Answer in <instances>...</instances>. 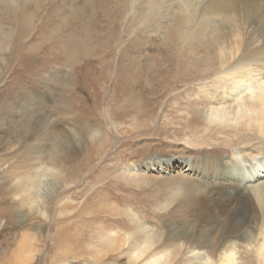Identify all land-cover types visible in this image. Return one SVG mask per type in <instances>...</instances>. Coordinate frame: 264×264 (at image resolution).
Segmentation results:
<instances>
[{
  "label": "rangeland",
  "instance_id": "1",
  "mask_svg": "<svg viewBox=\"0 0 264 264\" xmlns=\"http://www.w3.org/2000/svg\"><path fill=\"white\" fill-rule=\"evenodd\" d=\"M144 12L143 0H0V264H153L154 255L162 254L159 264H226L234 248L236 264H264L254 252L264 245V224L252 190L220 169L214 179L218 181L198 185L189 175L194 165L186 166L188 159L180 157L178 144L194 126L180 115V108L191 105L205 79L190 78L195 74L184 62H170L182 57L175 48L165 52L162 46L159 10L147 21ZM29 13L34 14L32 25L25 27L22 16ZM167 26H173L172 20ZM85 33L92 35L85 38ZM58 42L64 44L57 47ZM69 44L78 49L72 63ZM132 62L136 89L147 95L142 104L155 103L144 119H155L157 133L150 139L129 133L116 145L110 124L101 118L111 113L125 129L135 127L115 108L128 90ZM152 75L162 84L151 85ZM64 101L67 111L61 108ZM34 115L47 116L45 125L52 129L73 128L82 137L80 146H59L68 156L62 160L68 171L63 185L58 182L59 189L44 197L45 203L36 196L26 203L27 195L16 182L35 175V168L46 173L53 166L48 156L55 152L59 133L48 131L46 136V129L40 128L32 138L17 136L28 121L24 117L35 119ZM80 123L98 130L100 126L109 145L97 155L93 169L75 175L76 158H83L90 148ZM156 124L167 126L171 134L156 138ZM216 135L202 130L207 146L195 147L216 163H229L237 149L248 153L254 146L263 151V140L256 134L228 145ZM27 143L33 145L30 157L23 156ZM134 161L154 166L127 172ZM130 173L138 177L123 178ZM13 210L17 214L11 220ZM138 226L161 237L140 257L133 248L142 245L141 238L133 239ZM183 232L185 240L180 237ZM109 236L118 237L117 242L111 244ZM24 238L27 250L19 258L14 253ZM174 248L176 254L171 253Z\"/></svg>",
  "mask_w": 264,
  "mask_h": 264
},
{
  "label": "bare ground",
  "instance_id": "2",
  "mask_svg": "<svg viewBox=\"0 0 264 264\" xmlns=\"http://www.w3.org/2000/svg\"><path fill=\"white\" fill-rule=\"evenodd\" d=\"M140 1L133 0L134 3ZM143 4L145 5L144 21L153 16L155 10H159L161 14V18L159 17L161 22L160 38L163 39L162 46L165 52L175 48L178 56L182 57L181 59H171L170 62L177 64L184 62V65L188 66L195 74L194 76L190 75V78L205 79L203 84L197 88L191 105L180 108L179 112L180 115L189 117L194 123L193 128L189 129L188 135L178 144L180 157L188 159V162H185L186 166L194 165L195 167L189 175H194L198 185L218 181L214 179L218 178L217 172L219 169L222 170L224 176L234 175L243 187L252 190L254 202L259 207L261 223L264 224V147L262 148L263 151L252 148L254 146L249 147L248 153H244L242 149L234 150L229 163L224 161L216 163L214 157L206 158L195 149L196 146H207V142L201 137L202 130L206 135H220L219 139H222L225 145L234 143L236 139L249 141L254 134L258 138H262L263 143L260 144H264V0H143ZM33 16L34 14L31 15V13L28 15L23 14L25 27H31ZM171 20L173 26L168 27L167 25ZM1 29L0 25V33H2ZM91 35L85 33V38H90ZM61 44L64 43L58 42L56 46H61ZM77 50L69 44L70 63L74 62L72 58L77 56ZM128 67L129 81L125 87L128 90L125 95L119 97L122 103L120 104L117 100L116 103L118 104L115 105V108H118V112L125 114L124 117L127 118V121L132 119L135 127L125 129L123 123L114 118V114L111 113H105L104 117L101 118V121L105 124H110V128L115 135V138H111L112 144L116 145L120 140L123 141L129 133L132 135L138 132L139 135L141 133L149 139L155 137L157 133L154 134L155 119L152 116L149 120L144 119L155 109V103L145 101V105L142 104L147 95L136 89L137 71L135 62H132ZM148 80L151 85L154 81L161 83L155 75L149 77ZM63 87L65 88L66 85ZM145 87L147 86L144 85L143 88ZM67 88L69 87L67 86ZM212 91L215 94L211 93ZM151 100L154 101L153 98ZM63 104L64 107H62ZM65 105L64 101L61 108L67 111ZM117 110H115L116 113H118ZM71 111L69 110V112ZM34 116L35 119H32L33 116L24 117V120L28 121L21 128L19 127L17 136L23 135L22 137L29 139L40 128L46 129L43 132L46 136L49 135L48 131H50V134L53 132L59 133L55 152L48 156L53 166L46 173L40 172L41 174L35 168V175L19 177L16 182L18 188H22L27 195L25 196V202L36 196V198L41 199L42 203H45L44 197L53 193L57 188L59 189L57 187L58 182L63 185V177L66 176L64 172L67 173L68 171L65 170L67 166L62 161L68 156L60 152L59 146L62 145L65 149L66 144L80 146L82 137L81 133H77V130L73 131V128H68V130L61 126L60 128H50L49 125H45L44 120L47 116ZM79 126L83 132L87 133L86 138L90 140V148H87L86 155L83 158H76L77 166L73 169L75 175H80L84 169H93V163L98 159L97 155L109 145L107 137L100 126L98 127L99 130L92 129L91 125L80 123ZM157 128L160 135L156 138L168 136L165 134L171 132V129L163 124H158ZM190 134L198 139L196 141L192 140ZM2 148L0 146V149ZM32 148L33 145L27 143L24 146L23 156L27 154L30 157L34 153ZM69 159L71 161L72 157H69ZM158 163L161 164L160 161ZM153 166L146 161L142 163L134 161L127 167V172H135L141 170V168L153 169ZM129 176L138 177L130 173L125 174L123 178L130 179ZM139 178L141 180V177ZM112 183L115 184L116 181ZM42 190L44 193H41ZM47 190H50V192ZM36 201L34 200V202ZM106 205L108 206V203ZM33 206L34 203H32L30 209ZM110 208L113 209L114 207L110 205ZM116 208L121 213L128 214L125 208ZM16 210L9 212L11 220L17 214L18 210ZM135 223L137 225V222ZM138 227L134 231L133 239L141 238L142 245L133 247L136 257L143 255L147 249L160 241L161 238L157 232L150 233L147 228ZM95 235L98 237L96 233ZM116 236H109L107 239L112 244L114 240L117 242L118 237ZM180 237L183 240L188 238L185 232L181 233ZM27 241V238H24L20 242L19 248L14 253L17 257H22L27 250L25 249ZM257 246L254 252L259 254L261 259H264V245ZM176 249L171 250V253L176 254ZM236 255L237 251L234 248L226 255V264H236ZM164 257L165 254L154 255L153 264H159Z\"/></svg>",
  "mask_w": 264,
  "mask_h": 264
}]
</instances>
